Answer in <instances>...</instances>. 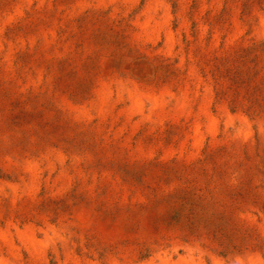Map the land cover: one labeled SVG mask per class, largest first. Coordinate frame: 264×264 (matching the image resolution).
Listing matches in <instances>:
<instances>
[{
	"label": "rangeland",
	"instance_id": "374dc122",
	"mask_svg": "<svg viewBox=\"0 0 264 264\" xmlns=\"http://www.w3.org/2000/svg\"><path fill=\"white\" fill-rule=\"evenodd\" d=\"M0 264H264V0H0Z\"/></svg>",
	"mask_w": 264,
	"mask_h": 264
}]
</instances>
